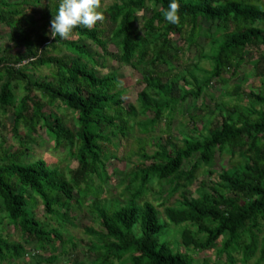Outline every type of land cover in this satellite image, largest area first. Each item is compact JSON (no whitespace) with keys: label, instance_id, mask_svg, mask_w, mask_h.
I'll return each mask as SVG.
<instances>
[{"label":"trees","instance_id":"1","mask_svg":"<svg viewBox=\"0 0 264 264\" xmlns=\"http://www.w3.org/2000/svg\"><path fill=\"white\" fill-rule=\"evenodd\" d=\"M170 2L117 0L104 12L115 24L111 37L118 43L121 62L143 73L145 88L138 94V104L126 106L116 73L99 74L107 67L104 54H108L99 22L91 29L79 26L70 38L60 39L51 34L48 12L39 27V21L28 16L29 6L35 9L43 0H0V23L16 29L13 37L25 49L12 55L0 48V110L13 114L11 130L19 143L14 152L12 146L0 144L1 262L22 258L27 246L34 245L52 253L45 260L52 264L59 243L64 250L68 243L76 247L56 228H48L35 209L41 201L48 215L69 221L73 202L83 205L92 192V212L101 224L100 230L87 229L95 239L88 250L95 256L93 264H195L189 252L174 249L163 236L170 224L186 223L196 227L194 234L183 233L187 248L205 250L220 244V254L232 264L236 252L243 254L245 263L256 257V264H264V0H179V26L164 19ZM58 5L59 0L50 5L52 19ZM141 11L150 13L142 15V22ZM204 20L211 23L207 31ZM203 33L212 42L208 55L212 67L203 70L201 78L192 73L193 88L177 96L176 79L164 81L160 66L174 69ZM247 50L254 52L251 63L259 88L239 95V85L232 94L245 95L250 104L221 106V120L209 122L201 137L184 139L182 144L168 137L153 153L142 150L141 165L125 181L129 197L124 203L117 199L102 204L93 180L97 177L104 184L110 180L107 162L113 155L106 145L113 137H128L142 115L147 119L138 124L148 132L189 95L201 96L214 78L236 73L246 62ZM41 67L51 73L37 76L33 69ZM20 87L25 94L16 103ZM61 106L77 113L76 130L68 128L57 112L45 110ZM40 129L53 138L56 148L70 146L78 165L69 175L42 158L24 161ZM227 150H239L242 161L217 173L209 190L202 182L198 196L183 191L178 206L165 208L166 219L160 218L153 202H139L155 181L170 183L172 194L191 186L201 164L212 166L216 154ZM4 219L22 232L23 242L3 236ZM65 263L88 264L78 256Z\"/></svg>","mask_w":264,"mask_h":264},{"label":"rangeland","instance_id":"2","mask_svg":"<svg viewBox=\"0 0 264 264\" xmlns=\"http://www.w3.org/2000/svg\"><path fill=\"white\" fill-rule=\"evenodd\" d=\"M5 1L13 3L18 0ZM116 1L117 0H101L102 11L105 12L107 7ZM54 2H56V0H43V3L35 9L29 6L27 9L29 10V18L34 17L35 20L39 21V27L45 22L43 15L45 12H48L46 13L47 18H51L52 21L51 15L53 11L50 10V5H53ZM32 9L34 10L32 11ZM143 14L150 15L149 12L145 13L141 11L139 13L140 22H142L141 17ZM99 23L106 33V49L108 52V54H104V62L107 67L101 68L99 74H107L108 72L114 71L120 80L118 87L123 92L126 106L130 104L137 105L138 94L145 88V83L142 79V70H136L132 66L121 62L118 43L111 37L115 24L105 15L104 20L99 21ZM210 26V22L203 21L205 31H207ZM14 33H16L15 28H10L6 24L0 23V48L4 50L2 52L13 55L25 51L20 41L13 37ZM174 39L178 44H183L180 37L175 36ZM94 47L102 53L96 45H94ZM211 51L212 42L206 37L205 33H203L200 34V37L197 39V44L185 51L180 62L174 65V69L172 68L169 70L165 65L160 66L164 81L176 79L178 86L176 92L177 96H180L183 90H190L193 88L195 83L191 76L192 73H196V75L201 78L204 76L203 70L211 69L212 63L208 58ZM262 51H264V47ZM253 56L254 52L252 50H247L245 52L246 62L240 66L236 73L229 72L224 74L223 78H214L210 85L204 88L201 96L194 97L189 95L175 107L174 111L168 112L166 118L152 126L148 132H145L142 126L138 124L139 121L147 119L146 115H142L137 118V124H134L128 137L123 138L120 135L113 137L111 143L106 145V149L113 155L107 162V172L110 180L105 184L97 177L93 180L94 188L100 193L101 203L109 205L110 202H114L117 199L124 203L129 197L130 191L127 190V182L125 181L136 167L141 165L142 159L140 157V152H142V150L151 154L158 149V144L164 143L168 137H171L179 144H182V141L187 138L201 137L203 134H206L205 126H207L209 122L215 121L216 119L221 120V115H223V113L221 114V106L235 104L248 106L250 100L246 98L245 95L238 97L236 93H232L236 91L239 85L241 86L239 95L242 94L241 92L244 90H258L260 81L254 74L253 64L251 63ZM33 71L37 76H47L51 73L48 67L33 69ZM183 77H186L190 83H187ZM15 92V102L18 103L25 92L22 87L16 89ZM45 110L47 112H57L63 118L68 128L73 130L77 129L78 117L75 111L67 109L64 106L59 108L46 107ZM150 116H152V114H150ZM13 121L14 116L11 112L3 113L2 110H0V144L12 146V151L14 152L19 149V143L11 130ZM22 132L24 133V130H22ZM41 158L47 160L51 166L57 167L66 175H69L70 171L75 169L78 165L76 157L71 153L70 146L56 148L55 141L44 129H40L35 135V141L29 144V149L24 161L32 162ZM241 161L242 156L239 150L235 152H230L228 150L222 153L218 152L212 166L206 167L201 164L197 173V178L191 186L181 188L179 191L172 194V186L170 183L167 181H155L150 190L139 199V202H153L160 212V218L164 220L166 219L165 208L178 206L182 199L183 191H185L187 195L198 196L196 189L202 182L205 183V189L209 190L211 180L216 179L215 175H217V173L223 172ZM150 163V161H147V164ZM189 166L190 164L186 163L184 168H188ZM211 170L215 173L212 176L210 175ZM76 198H78L77 194ZM94 198V194L90 192V195L85 199L83 205L73 202L69 221H64L63 219L48 215L44 205L39 201L35 209L37 217L42 220L48 228H56L65 239H72V242L77 244V246L74 247V245L68 243L65 246L66 250H64L63 244L59 243L57 245V251L54 252L58 257L52 264H66L65 260H73L76 256L86 261L88 264H93L95 256L92 257L88 250L95 239L87 232V229H101V224L96 214L92 212V201ZM1 215L4 216V213ZM1 231L3 236L9 240L15 243L23 242L22 232L7 219H4L1 225ZM185 231L194 234L196 227L189 223L180 225L170 224L163 236L172 243L174 249L189 252L193 256L195 264L201 262H209L210 264H232L225 254H220V244L205 250H197L194 247L187 248L183 239V233ZM33 246L34 245L27 246L26 254L22 258L12 260L11 262L8 260L4 262L0 261V264H36L41 260L45 262V264H49L45 260L52 253L36 250ZM115 264L121 263L116 262ZM233 264H256V257L245 263L243 262V254L241 252H236L234 253Z\"/></svg>","mask_w":264,"mask_h":264},{"label":"clouds","instance_id":"3","mask_svg":"<svg viewBox=\"0 0 264 264\" xmlns=\"http://www.w3.org/2000/svg\"><path fill=\"white\" fill-rule=\"evenodd\" d=\"M164 19L169 24H181L179 0H171ZM102 20L104 12L101 0H59L58 9L51 21V34L60 39H68L79 26L91 29Z\"/></svg>","mask_w":264,"mask_h":264}]
</instances>
